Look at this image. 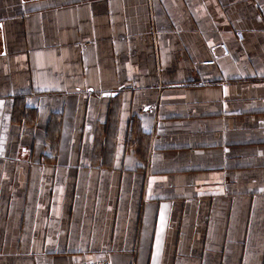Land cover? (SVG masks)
<instances>
[{
  "label": "crops",
  "instance_id": "crops-1",
  "mask_svg": "<svg viewBox=\"0 0 264 264\" xmlns=\"http://www.w3.org/2000/svg\"><path fill=\"white\" fill-rule=\"evenodd\" d=\"M264 264V0H0V264Z\"/></svg>",
  "mask_w": 264,
  "mask_h": 264
},
{
  "label": "built area",
  "instance_id": "built-area-1",
  "mask_svg": "<svg viewBox=\"0 0 264 264\" xmlns=\"http://www.w3.org/2000/svg\"><path fill=\"white\" fill-rule=\"evenodd\" d=\"M82 264H110V262L107 258H97V259L86 261Z\"/></svg>",
  "mask_w": 264,
  "mask_h": 264
}]
</instances>
